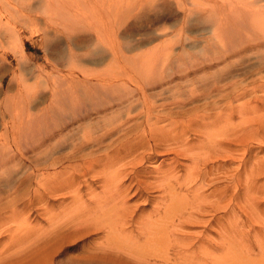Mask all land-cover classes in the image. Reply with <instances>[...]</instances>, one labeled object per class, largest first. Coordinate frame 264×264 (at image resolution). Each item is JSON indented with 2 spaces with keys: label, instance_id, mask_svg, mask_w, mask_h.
<instances>
[{
  "label": "rangeland",
  "instance_id": "1",
  "mask_svg": "<svg viewBox=\"0 0 264 264\" xmlns=\"http://www.w3.org/2000/svg\"><path fill=\"white\" fill-rule=\"evenodd\" d=\"M81 1L82 3H80ZM84 1H86L85 6H83ZM248 1L250 0H0V150L2 149L0 155L3 156L1 158L2 163L0 161V164H2L0 165V253H12L14 250L22 248L25 244L41 239L40 242L47 243L46 247L38 249L33 257L44 258L45 254L47 255L48 251L52 250V264H160L162 245L149 246L146 239L140 236L138 231L140 225L138 224L132 223L130 227L126 225L121 230L117 229L118 233L116 231L114 235L115 242L110 241L108 226L111 223L117 224L115 219H117L116 210H118V207L113 204H107V206L104 203L105 200L102 198L104 196L102 192L104 191L100 188L101 184L94 182L93 178L87 176L84 179H79V186L77 187L79 191L77 194H63L64 197L59 194L58 197L48 199L46 202L44 200L38 204L35 201L29 203L25 197L21 200L20 195H23L24 191L21 179L32 171L28 189L32 192L36 187H39L34 176L39 175L41 172L48 173L52 170L46 171L42 169L46 168L43 166L47 165L43 164L45 160V162H49V160L51 161V159L53 160V158L60 156L58 159L66 161L67 156H63V154H67V158H70L73 153L72 150H75L76 155L78 153H81L80 156L85 155L87 151L83 152L81 148L83 144V138L81 137L84 133L83 131L88 129V125L90 127V124H92L90 128L96 129L95 133L98 134L97 120L100 123L98 126L105 129L117 122V116L115 117L117 115L116 104H114L116 107L113 105L112 109L105 112L107 119L104 120L106 121L99 119L100 116L96 114H91L89 118L82 120L81 116L77 117L70 108L65 109V113L60 112L61 114L58 111L59 109L56 112L54 110L53 115L55 113L57 115L54 117L52 115V118L49 119L48 115L50 114L51 105L55 104V99L51 96V88H53L54 82L65 83L72 79L74 80V77L75 79H80L82 75L79 68L82 66L98 70L103 69V71L107 68L109 77L116 76L117 79H120L121 75V79H127L128 76L135 75L131 71L130 75H128L129 64L135 63L139 65L142 63V57L146 62L148 58L150 63L154 61L155 63H163L164 61L172 63L176 60L186 61L188 59H201L199 62H205L206 58L210 57L209 59L211 60L213 57L212 60L214 58L217 59H214V62L211 60L213 63L210 61V67L206 66L207 68L205 67L198 72L197 79L205 80L208 78L205 81L210 82V85L208 84L210 87L206 84V88L204 85L201 90L203 89L204 91L209 87L207 91L209 90V93L211 92L210 90L213 91L214 87L211 84H215L214 80L217 81V78H219L218 81H222V84L233 80L232 82L238 81V84L241 82L242 84L240 83V85L244 88L246 87V96L238 100V97L234 98L235 95L230 92L233 88L229 90L228 93L232 95V98L230 97L229 101L224 102L234 107V110L232 109V119H229L230 111H225L226 114L223 113V115L229 116L227 117L229 120H227L229 123L231 120L230 124L233 129L229 123V126L226 123V127L222 129L224 132H221L223 134L220 133L221 135L219 134L216 140L221 141L222 139L223 141L224 139L226 141L227 139L225 138H228L229 142L230 139L236 136L237 143L239 135L234 134L235 132L237 133V128L239 130L241 124L238 111L243 103L241 100L245 101L243 103V105L245 104V110H243L246 129L245 144H247L245 158L249 162L244 168L240 162L242 160L241 153L237 152L236 146H231L232 149L236 150L232 151V154H230L231 151L225 154L222 149H218V153L221 156L226 155V157H221L218 154L217 161L212 165L214 169L218 168L219 171H227L231 174H228L229 176L226 175L227 177L219 174L221 180L218 189L219 191L222 189L227 190L228 199L231 198L228 202V208L232 212L230 215L228 214L229 216L224 215L225 210L222 211L223 209L219 208L221 211L218 209L212 213L214 217L216 216L215 218L210 217L211 213L206 215L205 218L211 219V224L208 223L209 226H206V223L204 225L183 224V227H180L179 220L176 217L172 219L173 222L172 220L169 221L172 226L168 224L166 228L167 239L169 240L167 244L176 248L179 242L182 244L195 242L187 247L182 245L184 250L179 252H176L169 245L167 256H165L166 264H212L211 258H222L225 260L226 249L214 248V241L217 244L221 242L216 235L218 227V225L214 226L216 221L217 223L221 221L225 225L231 222L232 225L243 224L245 226L244 230L241 229V233L237 232V229L236 232L233 230L232 251L227 254L229 258L223 261L222 264H243L246 260L241 256L242 254L246 255L245 250L248 253L246 255L248 257L247 260L259 259L260 250L262 249L258 248L254 243L261 241L264 247V171L260 176L256 177L255 181H248L247 193L243 189L244 176L246 174L241 175V178H243L242 186L239 184L234 185L232 182L236 177V171L243 172L241 166L248 175L252 170H257L261 166L264 168V44L249 51H242L240 48L239 51H236L238 46L236 47L234 46L236 44H233L234 48L232 47V50L234 53L229 51V53H225L227 54L226 56L220 53V50H223L222 46V49H220L218 47L220 45L216 44L215 47L210 46L211 48L209 49V43H206L210 36V23L213 21L211 17L219 12L235 17L239 11L238 9L244 8V4ZM253 4L255 6L264 5V0ZM252 6L249 8L255 7ZM153 21L157 22L154 27L152 24L155 22ZM157 25L159 29L152 33V30H155ZM151 49L153 50L152 53ZM112 51L116 53L117 60L115 61L110 59V52ZM149 51L150 53H148ZM155 52L160 55L161 58L158 55L160 59L155 56ZM228 54L233 55V57ZM145 55H147V58H144ZM228 57L230 58L228 59ZM121 68H127L126 71L128 73L124 74ZM109 70L112 72L110 73ZM211 77L213 81H211ZM229 88H226L227 90L224 93ZM181 98H185V96H181ZM167 100L170 101V97ZM158 104L161 103L156 105ZM111 112L114 115H111ZM91 116L94 117L92 118ZM108 116L110 117L108 118ZM40 117L41 120L44 119L43 123H41V120L39 121ZM111 117L113 123H109L111 122ZM88 121H92V123ZM104 122L109 123V125L107 124V126ZM54 123L57 126L59 125L58 130L55 129ZM62 123L65 124L63 125ZM216 127L219 128V125ZM228 127L235 132L233 131L234 133H232ZM51 129L54 136L50 131ZM82 129L83 131L81 132ZM231 133L233 135L232 138L229 137ZM37 134L41 135L40 137L44 140L43 143L40 142L42 139H38ZM58 134L60 138L64 137L62 139L64 142L62 140L59 141ZM190 134L184 138L186 142L190 143L191 141L190 144L193 145L199 144V142L203 144L206 142L203 138L198 141L194 135ZM32 135H34L33 138ZM57 139H59V142ZM235 139H232L233 142H235ZM52 140H55V142ZM207 141L203 145H206V149H203L204 152L209 151L207 146L209 144L217 146L214 140L208 139ZM183 142L182 144L186 143ZM32 143L33 147L28 146V144ZM51 144L54 145L51 146ZM56 146L58 147L56 148ZM51 151L52 153H50ZM203 151L202 153H204ZM109 156H112V154H109ZM170 157V155L156 157L145 163L143 170L150 172V177L160 175ZM33 161H36V163H33ZM38 161L40 164L43 161L41 167L37 165V163L39 164ZM76 162L80 161L76 160ZM3 163H5L4 166ZM180 163L183 164L181 169L184 168V170L179 169L180 173L178 174L183 176L185 174L184 171H186L185 166L187 167L188 165L190 167L191 164L186 160L184 161V159H181ZM35 164L40 168L36 166L37 169H35V166H32ZM67 165L68 163L66 164L65 162L61 165L62 169L59 167V169L52 170V172L65 170L64 166ZM214 169L211 168L213 171ZM151 178H149L150 181H152ZM184 192V190L178 189L172 191L177 198L181 195L180 197L185 198L186 196L188 200H191V196ZM205 192L209 194L211 189ZM78 193L81 197L76 196ZM71 194L77 197L74 201H72ZM157 194L155 191L150 195V197L154 198L152 205L160 202V195ZM15 195L18 196L19 200L14 205H8V208L2 209L6 205L4 204L5 201ZM142 197L137 198L134 196L133 190H131L129 197H127V199L129 198L127 206L138 204L140 209H143L146 213L151 212L152 205L141 203L143 201ZM215 201L210 199L205 203L209 205L208 202L215 203ZM219 201L217 200V202ZM75 202L81 205L76 204L81 207L83 213L81 211L80 213L72 212L71 214L70 208L68 209L67 207H75ZM97 204H102L101 208ZM41 207H46L49 210L45 214L46 216L42 214L43 208ZM87 210L91 213L88 212L89 214H87ZM53 217L54 219H52ZM161 217L162 215L154 217L152 221L162 220ZM137 218L138 215L134 217V221ZM144 219L145 216L142 220ZM58 224L62 225L61 228ZM71 226H73V229H70V231L68 228H72ZM248 226L251 227L249 230ZM57 229L60 231L65 230V232L63 231V234H60V231H56ZM43 230L47 235L41 232ZM183 231H186V234ZM183 236L187 237L183 238ZM205 236L212 239L210 246L213 249L208 248L207 254L204 255L198 252V241ZM48 237L50 241H48ZM194 237L196 240L194 239L193 241L191 238ZM182 239H184L183 242ZM228 243L229 239H227L226 245ZM242 247L245 249L244 251ZM140 254L142 257H148L149 262L144 263L139 259L142 258ZM26 261L29 263V258Z\"/></svg>",
  "mask_w": 264,
  "mask_h": 264
},
{
  "label": "bare ground",
  "instance_id": "2",
  "mask_svg": "<svg viewBox=\"0 0 264 264\" xmlns=\"http://www.w3.org/2000/svg\"><path fill=\"white\" fill-rule=\"evenodd\" d=\"M250 1L244 4V8L238 9L239 11L237 12V16L235 17H230L229 15H224V13H220V12L214 15L213 17H211L213 21H211L212 23H210L211 24L210 30H209L210 36L208 40L206 41V43H209L208 44L209 49L211 48L210 46L215 47V45L218 44L220 45L218 46L220 47V49H222L221 46L223 47V50H222L223 53L221 50H220V53L224 55L225 53H229V51L230 53H234L232 50L233 44H236L234 45L236 47L238 46V48L235 47L236 49H238L236 51H239V48L242 51H249L255 47H259L260 45L264 44V5L259 4L255 6L253 4L254 2L257 3L260 0H254V1L252 0L251 2ZM85 2L86 1H84L83 6H85ZM80 3H82V1ZM250 6L252 7L255 6V7L249 8ZM155 24H157V22L152 24L153 27ZM157 29H159L158 25L156 26L155 30L154 29L152 30V33H154ZM152 51L153 50L151 49V53ZM148 53H150V51ZM156 53L157 52H155L154 54ZM110 55H111V58H110L111 60L112 59L114 61L117 60L116 53L114 51L110 52ZM158 55L159 54H156L155 56L158 57ZM163 55H165V53H163ZM225 55L227 56V54ZM229 56L233 57V55L231 54ZM230 57H228V59ZM144 58H147V55H145ZM209 58H206L205 62H199L201 59L200 60L188 59L186 61L176 60L172 63L171 62L167 63L165 61L163 63H155V61L153 63H150L148 62V58L146 59L147 60L146 62L142 57L141 58L142 63H140L139 65L135 63H133L134 65L129 64L130 66L128 67V70H129L128 75H130V71L131 73L133 72L135 75L128 76L127 79L125 78L121 79V75H120V79H117L116 76L109 77L110 75L109 73L107 74V68H105L103 71V69L98 70L95 68H88V67L85 68V66H82L81 68H79V71L82 75L80 79L79 78L75 79L74 77V80L73 79L70 80L68 78L70 81L65 82V83H62L59 81H58L59 83L54 82L53 88H51V96L55 99V104L53 103L54 106L51 105L50 114L48 115L49 119L52 118V115L54 114L53 113L54 110L56 112L59 109L58 110L59 113L60 112L65 113V109L67 110L68 108H70L73 110V112H75L77 117L81 116L80 118L82 120L89 118L91 114H96L100 116L99 119H101L102 121H106L104 120V119H107L105 112L107 110L112 109V106L116 104L117 105V115H115V117L117 116V122L116 124H113L109 128L105 129L101 126L100 127L98 126V124L100 125V123L97 120L98 122L96 121L97 123L96 127H98L97 128V130L99 131L98 134L95 133L96 129L93 130L92 128H90L92 124H90V127L88 125L89 130L88 129L85 131H83V129L81 130V132L82 131L84 132L81 137L83 138V144L81 143L82 144L81 148L83 152L87 151L85 155L83 154V156L82 155L80 156L81 153H78L79 152L78 151L77 152L79 155L78 156L76 155L75 150H72L73 153L70 156V158H67L68 157L67 154L64 155L62 153L63 156H67L66 161H62L61 159H58L60 156L58 158H53V160L51 159V161L49 160V162H45L46 160L44 162L42 161L43 164H47V165H43L46 168H42L43 170L45 169L46 171L51 170V169L55 170L57 168L59 169V167L61 168V165H63L65 162L66 164L68 163V165L64 166L65 170H60L59 172H52L51 170V172H48V173L41 172L39 175H35L34 178L37 179V186L41 188L36 187L32 192L28 190L29 180L31 178L32 171L29 172L30 175L27 174V176L22 177L23 179H21V185H24L23 186L24 191H23V195H20L21 200L25 197L29 203H33V201H35L38 204L40 202H43L44 200H45L44 202H46V200L48 199L55 198L56 196L58 197L59 194H61L62 196L63 194H68V193L77 194V192L79 191L77 190L78 189L77 187L79 186V179H84L87 176H89L94 179L93 180L94 182L101 184L100 188H102L104 191L102 192L104 194V196L102 197L105 200L104 203H106V205L107 204L108 205L113 204L114 206L117 205L118 207V210H116L117 219H115L116 217L114 218L117 221V224L111 223L108 226V234L110 236V241L115 242L114 235L116 234V231L118 233V230L119 229L121 230L123 226L128 225L130 227L132 223L138 224L140 225L139 227L137 226L139 234L142 238L146 239V242L149 246L154 247L156 244L158 246L162 245L161 256H160L159 261H160V264H166L167 260L165 256H167L166 254H167V251L170 245V244H167L169 240L167 239V230H166L167 225L171 223L169 221H171L173 218L176 217L179 220L178 223H180V227H183V224L184 225L185 224L204 225L206 223H207L206 226H209L208 223L211 224V221H210L211 219L205 218L206 215L210 213L212 215V213L216 212L219 208L223 209L222 211L225 210L224 215H228V214L230 215V213L232 212L228 208L229 207L228 202H229V199L231 200V198L228 199L229 196H228L227 190L222 189L219 191L218 189L219 182L221 180V178H219V174L226 176L229 174V172L219 171L218 168L214 169L212 165L217 161V157L220 155V153H218L219 152L218 149H222L225 154L230 153L229 151H231L230 154H232V151L237 150V152L241 153L242 160H240V162L244 168L245 166H247V163L249 162L245 158V155L247 152V144H245V130H246L245 125H244L245 119L243 118V115H244L243 110H245V107H244L245 104L243 105V103H245V101L241 100L243 102L240 105L241 107L240 108L237 107L239 108L238 113L241 119L240 128L239 130L237 128V133L233 130L235 132L234 135H237V134L239 135V136L237 135L238 144L236 143V139H235L236 136L232 138L233 137L232 133L234 132L231 131L229 127H228L229 130L232 132L229 137H231L232 139H235L234 140L235 142H233V140L230 138H229L230 139L229 142H228V138H225L227 139L226 141H224V139L223 141L222 139L221 141L216 140L217 136L221 132H224L222 129L226 127V123L228 125L229 123L228 120L232 119L231 118L233 114L232 109L234 107L231 104H228V103L226 104L225 102L229 101V98L232 95H235V97L233 96L234 98L238 97L237 100L239 98L243 99L244 96H246L245 95L246 87L244 88L242 85H240L241 82L239 84L237 83L238 81L232 82L233 80H230L229 82L227 81L226 83L222 84V81H218L219 78H217L218 82L214 80L215 84H211L212 87H214V90L213 91L210 90L211 92L209 93L208 92L209 90L207 91V89L210 87L209 86L210 82L205 81L208 78L205 77L206 78L205 80L197 79V75H199L198 72H200L206 66L208 67L210 65V61L212 60L213 57L211 58V60ZM214 59L212 60L213 62H214ZM154 60L156 59L154 58ZM207 60H209V62H207ZM126 69L121 68V71L124 74H126L127 72ZM109 72L111 73L112 71L109 70ZM199 77L201 78V76ZM211 81H213L212 77H211ZM206 84L207 85L209 84L208 85L209 87L207 86L208 88L204 91L203 89L201 90V88H203L204 85L206 88ZM226 88H229V89L226 93H224L225 90H227ZM231 88H233L232 91L230 90ZM229 90L230 92H232V95L228 93ZM168 95L170 97V101L167 100L169 98ZM181 96H185V98H181ZM52 101L54 100L52 99ZM157 103H161V104L156 105ZM237 108H236V111H237ZM225 111H230L229 113L230 117L228 115L226 116L223 115ZM112 113L113 112H111V115H114ZM56 115L57 114L55 113L53 117ZM109 117L110 116H108V118ZM115 117L113 116L114 120H115ZM227 117H229V119ZM111 119L112 117L110 118L111 122L109 123H113ZM40 120H41V117L39 121ZM43 120H41L42 121L41 123H43ZM92 121H88V122L92 123ZM109 123H105V124L109 125ZM230 123H231V120H230ZM230 123L229 125L232 128ZM62 124L61 126L63 127L65 123L63 125ZM218 125H219V128L216 127ZM58 126L55 125L56 127L55 129L58 130ZM84 126H87V125H84ZM50 131L52 132V129ZM54 132L56 133V131ZM189 133L194 135L195 139L197 138L198 141H200L201 138H203V140L206 142H208L207 141L208 139L214 140L217 143L215 144L217 146H211V144H209L211 148L209 145H207L209 148V151L204 152L203 149L204 150L206 149V145L205 146L203 145L206 142L204 144L199 142V144L193 145V144H190L191 141L190 143H188L184 140V138ZM52 134L54 136L53 132ZM34 135H32V138ZM40 136L39 135L37 136L38 139H42ZM58 137L60 138V135ZM58 137H55V138H58ZM63 138H60V140L57 139V141L58 140L61 141ZM55 140H52V141L55 142ZM182 141L186 143L183 142L184 144H182ZM40 142L43 143L44 140L42 139ZM62 142L64 141L62 140ZM54 144H51V146ZM29 145L30 147H33V143L28 144V146ZM231 146H236L237 149L234 150L231 148ZM57 147L58 146H56V148ZM62 149H65V148H62ZM202 151L204 153H202ZM50 153H52V151ZM109 154H112V156H109ZM164 155L171 156L167 160L168 164L165 163V166L160 175L155 174L156 176L154 177L151 176L152 177L151 178L150 177L151 173L146 172V170H143V165L145 163L150 162V160H153L156 157L158 158ZM52 156L54 157V155ZM221 157H226V155H222ZM1 158H3V156L0 155V161L2 163ZM181 159H184V161L186 160L190 162L189 164H191L190 167L188 165L187 167L185 166L186 171H184L185 174H183V176L182 175L180 176V174H178L180 173L179 169H181V165H183L180 163ZM4 160L3 162L6 161ZM76 160H79L80 162H76ZM33 163H36V161L35 162L33 161ZM4 164L5 163H3V166ZM41 164L40 162L39 164L37 163V165H39L40 167L42 166ZM37 165L35 164L32 166H35V169H37L36 168ZM243 167L241 166V168L243 169L242 173L241 171L240 172L236 171L237 172L236 177L232 183L234 185H238V184L241 185L243 182V178H241V175L246 174V176H244L243 189H245L246 191L245 193H247L248 181L249 180L255 181L256 177L260 176L261 173H263L264 168L261 166L259 167L260 169L258 168L257 170H252L248 175L247 172H245ZM211 168L214 169L216 173L213 170H211ZM238 168L240 169V167ZM181 170H184V168H182ZM149 178H151L152 181H150ZM233 178L234 177L232 175V179ZM177 189L182 190V191L184 190L185 194L187 195L189 194L191 196V200L190 199L188 200L186 196L185 198L180 197L181 195L177 198L175 194L172 193V191H176ZM208 189L209 190L211 189V192L209 194H206L205 191H207ZM131 190H133L134 196H136L137 198L138 197L141 198L143 196L142 197L143 201H141V203H149L146 205H152V203L154 202V198L150 197V195L152 192L156 191L160 195L159 196L160 202L154 203L151 206L152 211L148 213H146L143 209H140L138 204L134 206H127V203H128L127 200H129V198L127 199V197H129ZM245 193L243 192V194ZM258 194L260 195V193ZM89 195H92V194H89ZM76 196H79V193ZM76 196H72L73 198L72 201H74V199L77 198ZM17 197L18 196L15 195L14 197H11L8 200H6L4 203L6 205L2 207V209L4 208L6 209L8 205L10 206L14 205V203L19 200ZM210 199L216 200L215 203L208 202L209 205H206L205 202L207 200L209 201ZM116 200H117V203H116ZM217 200L218 201L221 200V201L217 202ZM78 201H79V198H78ZM76 204H79V203L75 202V205ZM101 205L102 204H100L99 207ZM219 205L221 206L219 207ZM80 206L76 205L75 207H73L72 205L73 208H71V206L67 208L68 209L70 208L71 214L72 212L80 213L82 211ZM46 207L44 208L41 207L43 208L41 212L44 215L47 214V211H49ZM86 207L85 209H87ZM219 211L221 210L219 209ZM86 212L87 214L91 213L88 210ZM81 213H83V211ZM136 215H138V218L136 219V221H134V217ZM159 215H162L161 217L162 220H159V221L156 220L157 222L152 221L154 217H157ZM211 215H210L211 218L216 217V216L214 217V214L212 216ZM144 216H145V219L142 220ZM52 219H54V217ZM214 223H216L214 226L218 225L217 230H216V235L218 236L217 238L221 241L219 244H217L214 241V248L215 249L216 248L226 249L225 251L226 257H224L226 260L227 258H229V256L227 257V254L228 253L230 254L232 251L231 241L233 239V234H232L233 230H235L236 232V229H237V232L241 233L242 232L241 229L244 230L245 226L243 224H233L232 225L231 222H229L227 226L221 221L218 223L216 221ZM59 226L61 228L62 225H59ZM71 227L72 228H68V229L69 230L73 229V226ZM249 228L251 227L248 226V230ZM56 231H60V230L57 229ZM63 231L65 232V230H62L59 233L63 234ZM41 232L47 235V233L44 232V230ZM66 232H68V230H66ZM185 232L183 231V233ZM185 237L183 236V238ZM48 239H49L48 241H50L49 237ZM191 239L194 241L195 237ZM227 239H229L228 245H226ZM183 240L184 239H182V242ZM40 241L41 239H36L30 244H25L19 250H14L12 253H8V254L0 253V264H52V257H53L52 250L48 251L49 253L47 255L45 254L44 258H41L39 256L33 257L36 254V251L38 249H42L46 247L47 243L46 242L42 243ZM211 242H212L211 238H208L207 236H205L204 238L202 237L198 241V250H199L198 252L203 253L204 255L207 254V251H208L207 249L212 248L210 246ZM192 243L189 242L187 244L185 243L182 244L179 242L177 243V245L175 244L177 246L176 248L171 247L173 245H170V247L174 248L176 252H179L180 250H184L183 248L184 246L187 247ZM254 244H256L258 248L262 249L260 250L261 254L259 256V259L247 260L248 257L246 255L248 253L242 247V250L243 251L245 250L244 252L246 254V255L242 254L241 256L242 258L246 260L243 262V264H264V247L262 246L261 241L255 242ZM28 258H29V263L26 261ZM139 259H141L144 263L149 262L148 257H142ZM225 260H223L222 258L220 259L211 258L210 259V261H212V264H222L223 261Z\"/></svg>",
  "mask_w": 264,
  "mask_h": 264
}]
</instances>
